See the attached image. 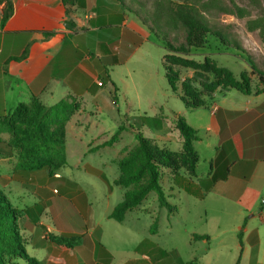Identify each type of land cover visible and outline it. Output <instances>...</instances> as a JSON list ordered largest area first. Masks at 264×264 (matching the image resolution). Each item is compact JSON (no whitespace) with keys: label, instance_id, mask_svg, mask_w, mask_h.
Returning <instances> with one entry per match:
<instances>
[{"label":"crops","instance_id":"0c3cea01","mask_svg":"<svg viewBox=\"0 0 264 264\" xmlns=\"http://www.w3.org/2000/svg\"><path fill=\"white\" fill-rule=\"evenodd\" d=\"M11 3L12 14L5 22H1L3 3H0V116L21 102L29 103L34 95L48 106L67 96L82 102L89 98L97 106L99 97L105 95L97 86L101 82V66L108 64L109 56L119 55L132 45L123 35L133 32L142 42L123 62L110 68L135 58L146 40L137 29L140 22L116 0H84L83 7L64 5L61 0H11ZM253 79L251 76V83ZM256 84H252L253 90ZM259 86L262 88L264 84ZM83 108L84 104L78 112ZM188 109V113L181 111V115L197 130L194 147L199 160L192 181L199 195L174 185L176 193L184 190L205 201L203 222L198 229L189 231L192 251L182 257L172 248L169 251L173 256L166 255L167 249L152 240L140 251L136 249L139 254L133 249L136 254L128 258L129 263L121 264H190L192 260L202 264H234L240 251L239 234L243 243L239 264H264V90L245 94L235 88H218L206 107ZM73 125L80 128L82 122L77 120ZM164 127L154 130L163 133ZM221 146L230 158L229 173L225 179L207 186L210 162ZM201 161L206 169L198 173ZM58 197L59 206L49 208L52 224L58 229L56 234L52 224L40 220L44 204L35 202L33 207H19L26 209L21 222L29 225L23 235L26 245L32 246L28 255L41 264H114V254L103 242L106 226L117 230L110 222L112 210L106 213L105 221L79 219L67 211V194ZM55 212L64 215L57 220ZM35 225L46 227L51 232L49 238L43 233L33 235ZM157 232L158 226L153 235ZM194 233L206 234L209 239H193ZM51 234L73 235L80 240L72 248H55ZM37 239L43 242L37 244ZM50 248L60 254L50 253Z\"/></svg>","mask_w":264,"mask_h":264},{"label":"rangeland","instance_id":"374dc122","mask_svg":"<svg viewBox=\"0 0 264 264\" xmlns=\"http://www.w3.org/2000/svg\"><path fill=\"white\" fill-rule=\"evenodd\" d=\"M116 1L140 22L137 29L146 40L135 58L112 68V65L106 66L118 88L116 102L106 81L105 85H97L100 91L105 93L99 97L97 106L90 102L89 98H85V102L80 99L84 110L75 112L66 127V164L54 173L34 170L22 180H14L11 175L17 161V153L5 143L0 144V188L18 207H33L35 202L44 204L40 220L45 224H52L49 208L59 206L58 196L67 194V211L73 213L71 216L76 215L79 219L88 217L95 221H105L106 213L122 200L124 187L113 183L118 175L117 162L123 149L124 155L137 140L130 130H123L111 145L97 147L102 141L109 139L119 124H132L144 135L157 139L159 144H164L172 150L180 149L181 137L173 120L176 114H182L181 111L188 113L189 109L179 94L170 89L161 63L163 55L167 52L164 47L166 41L174 46H185L186 29L172 14V7L177 3L192 5L214 31L207 36L202 47H188L182 56L197 61H202L208 56L218 65L232 71L235 77L246 73L254 76L253 85L257 83L258 87L261 84L258 75L260 72L264 74V34L259 29H249L247 23L250 20L264 22V0ZM178 70L180 81L195 74L191 68L178 67ZM208 78L211 79L212 75H208ZM197 80L199 81V78ZM198 81L195 82L197 85ZM145 116L161 117V127L165 125L166 132L157 133L154 128L160 127L152 126L154 124L151 117ZM77 120L82 122V127L73 125ZM0 137L8 141L11 134L1 132ZM163 139L166 142H163ZM205 169L206 165L201 161L198 173ZM161 184L167 199L177 205V212L169 214L166 207H160L156 193L151 191L141 204L126 213L122 223L119 224L111 218L110 222L117 226V230L106 226L107 235L103 242L112 250L114 264L125 263L129 257L139 254L146 246H140L144 239L154 241L167 249L166 255L173 256L172 251H169L172 248L182 257L191 253L189 231L198 229L199 223L203 222L205 216L202 207L205 201L195 199L184 190L176 193L171 174L166 169ZM63 215L53 213L57 220ZM22 218L19 219V226L24 235L25 227L29 225L22 223ZM156 219L158 232L153 235L150 228ZM34 227L33 235L40 236L43 233L49 238L51 232L46 227ZM52 229L54 234L58 232L53 224ZM24 238L26 240L25 236ZM41 240L37 239V244L43 242V239ZM79 240L76 239L78 242ZM54 245L55 248L59 246ZM25 247L27 254L31 253L32 246ZM133 249L139 251L136 250L135 253ZM56 251L58 250H51L50 253Z\"/></svg>","mask_w":264,"mask_h":264},{"label":"trees","instance_id":"16d2710c","mask_svg":"<svg viewBox=\"0 0 264 264\" xmlns=\"http://www.w3.org/2000/svg\"><path fill=\"white\" fill-rule=\"evenodd\" d=\"M64 5L77 4L84 6V0H61ZM3 3L1 22H5L12 14L11 0H0ZM173 17L186 29L185 46H174L165 42L167 52L163 55L161 63L165 70V76L170 89L179 94L180 99L190 109L206 107L214 91L218 88H235L245 94L252 91L264 90V87L252 88L251 76L241 73L238 77L226 67L218 65L214 60L205 56L202 61H197L181 54L186 53L188 47H202L207 36L213 34L212 26L203 20L192 5L177 3L172 7ZM247 27L251 30L259 29L264 34V22L250 20ZM130 33V35H129ZM123 38L130 39L131 47L125 49L119 55H111L107 58V65L123 62L127 55L142 42V38L133 32L127 31ZM19 59V58H17ZM107 65L101 66L99 78L101 84L108 82L109 91L114 101L117 100V86L111 80ZM178 67L191 68L194 76L180 81ZM104 75H103V74ZM208 75H212L209 79ZM199 78V81L197 80ZM258 80L264 84V74L259 73ZM198 81V85L195 83ZM72 96L61 99L53 105H45L37 96H33L29 103H19L8 114L0 116V133L11 134L8 141L2 140L0 144L15 149L17 161L13 168L11 178L22 180L31 171L46 170L54 173L66 164L65 151V125L68 120L82 108V104ZM149 117V116H145ZM150 119V118H149ZM161 117L152 116L155 127L161 126ZM174 121L175 129L181 137L179 150H172L164 144L143 134L140 129L132 124H119L116 131L97 147L111 145L116 141L123 130H130L137 142L132 148L118 160V175L113 183L124 187L122 200L112 209L109 217L118 222L124 220L126 212L135 208L144 200L151 191L156 193L159 206L166 207L169 214L177 212V205L171 203L165 195L161 184L164 169L171 174L173 182L186 192L199 195L193 188V177L196 176V167L199 160L194 141L198 139L197 130L191 126L181 114H176ZM230 158L226 154L224 146L217 149V154L210 162V178L208 184L219 179H225L229 173ZM204 182V181H202ZM173 189L172 187H170ZM26 209L14 205L5 192L0 188V264H41V261L27 254L25 249L26 240L19 226V219L23 217ZM150 230H157V219ZM240 251L234 264H239L242 251V240L239 234ZM76 236L51 235L50 240L58 244L62 249L72 248ZM193 239H209L206 234H193ZM150 244L147 239L142 244ZM138 249V248H137ZM109 258L112 255L107 251ZM164 253H167L164 251ZM59 255V252H56ZM110 259L108 263L110 262ZM181 262V260H179ZM190 264H202L192 260Z\"/></svg>","mask_w":264,"mask_h":264},{"label":"built area","instance_id":"2783aa9c","mask_svg":"<svg viewBox=\"0 0 264 264\" xmlns=\"http://www.w3.org/2000/svg\"><path fill=\"white\" fill-rule=\"evenodd\" d=\"M98 84H101V82H98Z\"/></svg>","mask_w":264,"mask_h":264}]
</instances>
